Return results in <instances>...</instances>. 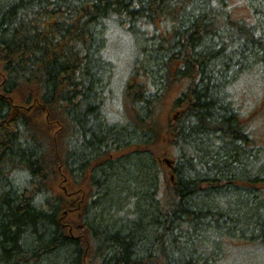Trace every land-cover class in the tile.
Instances as JSON below:
<instances>
[{"label":"trees","instance_id":"16d2710c","mask_svg":"<svg viewBox=\"0 0 264 264\" xmlns=\"http://www.w3.org/2000/svg\"><path fill=\"white\" fill-rule=\"evenodd\" d=\"M6 1L0 264H215L228 242L243 240L264 254V146L242 122L227 78L238 66V77L264 82V16H257L264 10L252 9L256 21L243 22L231 19L228 0ZM246 1L264 9V0ZM111 22L133 37L132 73L146 76L124 86L121 108L130 113L122 120L112 111L117 122L104 110ZM184 80L164 143V100ZM149 147L152 155L144 154ZM149 159L164 175L154 178L147 217L131 210L135 199L111 223L97 219L107 205L94 198L103 182L118 188L128 176L132 185Z\"/></svg>","mask_w":264,"mask_h":264},{"label":"rangeland","instance_id":"374dc122","mask_svg":"<svg viewBox=\"0 0 264 264\" xmlns=\"http://www.w3.org/2000/svg\"><path fill=\"white\" fill-rule=\"evenodd\" d=\"M4 1L5 0H0V5ZM249 4L251 7L249 6ZM228 7L231 19L233 21L243 22H249V20L251 22H253L254 20L256 21L257 17L254 16V11H252V9L254 10V8H256L261 11L264 10L262 9L263 4L258 1L254 2V4L252 5L249 1L246 0H228ZM257 16L258 19L262 21L264 13L259 12ZM114 24L115 23L111 22L105 29L106 40L104 39L105 47L103 51V57L109 63L107 62L108 69H105L103 75L105 84H108V89L105 93L104 110H106L109 115V117L107 116V120L117 122L119 120L117 119V117H114V115L111 114L112 111L115 114H121L122 120H125V116L122 115V112H124L127 117H129L130 113L126 104L123 109L121 108L123 106V92H125L124 86L128 88L129 85L131 86L141 83L146 80V76L141 74L136 75L135 73H132L134 67L133 63L137 58L136 46H133L134 39L131 34L125 30V26L116 27V24ZM98 42L101 45L103 41L98 40ZM244 47H246V45H244ZM155 56L156 54L154 53L149 55V61H151V59H153V57ZM247 56V59H251L248 54ZM249 61L251 60H246L245 58L242 59L243 64L250 63ZM145 62H147L146 59ZM251 63H253V61H251ZM239 69L240 67L238 66L234 67L232 71L230 69V72L227 76V78L229 79L234 78V82L231 86L233 101L235 105L238 104L240 107L239 110L241 111L240 115L242 122L247 125V128L252 133V136L264 146V82L259 80V77H257L253 73L238 77L236 75V71H238ZM186 86V80H184L180 85L174 84L164 100L165 107L161 111L159 117V127L161 135L164 138V143L168 138L167 125L168 121L170 120L169 116L173 114V111L171 110V104L182 93ZM17 105L24 107L25 104ZM25 106L27 108L29 105ZM142 150H144V154L147 155H152L153 153V147H149L146 149L144 148ZM173 150L175 151L174 147H169L170 152H172ZM152 160H147V164L145 165V167H143L144 174H142V178H139L138 182L133 183L132 185H130V182L128 181V176L125 177L126 185L120 183V185L122 186H119L118 188L115 187L116 183L114 181L109 182V180H106L105 182H103L102 187L104 189L100 190L99 194L94 198H99L101 200V204L107 205L105 206V209L103 211H99V214L96 216L97 219L100 218L103 219L105 223H111L112 220L114 221L113 217L125 210L128 207L129 203L131 204V206H133V203L136 201L135 199H137L136 205L131 208V210L135 207H137L138 209L140 208L139 210L143 214V217H147V210L149 208L147 205L150 204L149 202H147V196L151 193L152 195L154 194V178L158 175L160 180H162L164 175L163 170L160 168L158 162V167H154L152 165ZM161 164L165 165V163ZM160 184V190L162 191L165 185L161 182ZM113 200L115 201L113 202ZM140 201L141 205L140 207H138V203ZM110 203H114V205H110ZM114 209L117 210L113 211ZM113 213H115L114 216ZM191 239L194 242L193 244L199 242L197 241L199 238H197L195 234L191 236ZM254 247H256V245L248 240H243L241 242H228L226 253L222 256L221 261L215 264H223L224 261H226V264H264V254H260V252L258 251L256 252Z\"/></svg>","mask_w":264,"mask_h":264},{"label":"water","instance_id":"95a60500","mask_svg":"<svg viewBox=\"0 0 264 264\" xmlns=\"http://www.w3.org/2000/svg\"><path fill=\"white\" fill-rule=\"evenodd\" d=\"M165 162L167 163V165L171 166V161L168 159H165Z\"/></svg>","mask_w":264,"mask_h":264},{"label":"flooded vegetation","instance_id":"af4514ba","mask_svg":"<svg viewBox=\"0 0 264 264\" xmlns=\"http://www.w3.org/2000/svg\"><path fill=\"white\" fill-rule=\"evenodd\" d=\"M130 151V150H129ZM112 157H118V152L114 153Z\"/></svg>","mask_w":264,"mask_h":264}]
</instances>
